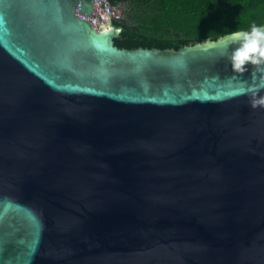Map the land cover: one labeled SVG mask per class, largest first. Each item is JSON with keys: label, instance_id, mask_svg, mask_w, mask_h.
<instances>
[{"label": "water", "instance_id": "obj_1", "mask_svg": "<svg viewBox=\"0 0 264 264\" xmlns=\"http://www.w3.org/2000/svg\"><path fill=\"white\" fill-rule=\"evenodd\" d=\"M93 3L0 0V264H264L253 66L118 48Z\"/></svg>", "mask_w": 264, "mask_h": 264}, {"label": "trees", "instance_id": "obj_2", "mask_svg": "<svg viewBox=\"0 0 264 264\" xmlns=\"http://www.w3.org/2000/svg\"><path fill=\"white\" fill-rule=\"evenodd\" d=\"M127 3L129 22L114 39L118 48H173L217 40L236 30L264 25V0H108Z\"/></svg>", "mask_w": 264, "mask_h": 264}, {"label": "clouds", "instance_id": "obj_3", "mask_svg": "<svg viewBox=\"0 0 264 264\" xmlns=\"http://www.w3.org/2000/svg\"><path fill=\"white\" fill-rule=\"evenodd\" d=\"M228 40L233 45V50L227 53L233 74L239 78L248 71V66H253L251 83L241 81L246 87L240 95L251 94V107H264V95H260L264 91V25L253 23L249 30H236Z\"/></svg>", "mask_w": 264, "mask_h": 264}, {"label": "built area", "instance_id": "obj_4", "mask_svg": "<svg viewBox=\"0 0 264 264\" xmlns=\"http://www.w3.org/2000/svg\"><path fill=\"white\" fill-rule=\"evenodd\" d=\"M77 16L88 21L97 31L107 28L109 18L114 22L121 21L120 12L116 11L108 0H94L93 12L90 16L80 15L78 13Z\"/></svg>", "mask_w": 264, "mask_h": 264}, {"label": "rangeland", "instance_id": "obj_5", "mask_svg": "<svg viewBox=\"0 0 264 264\" xmlns=\"http://www.w3.org/2000/svg\"><path fill=\"white\" fill-rule=\"evenodd\" d=\"M116 11H119L121 14V20L129 22L127 17V3L117 4L114 6Z\"/></svg>", "mask_w": 264, "mask_h": 264}]
</instances>
